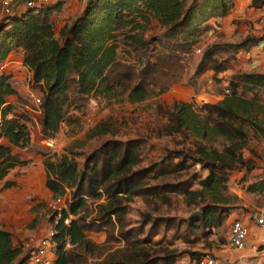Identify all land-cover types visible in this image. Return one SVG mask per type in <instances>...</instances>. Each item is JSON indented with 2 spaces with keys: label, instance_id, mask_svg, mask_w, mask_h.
I'll return each instance as SVG.
<instances>
[{
  "label": "trees",
  "instance_id": "obj_1",
  "mask_svg": "<svg viewBox=\"0 0 264 264\" xmlns=\"http://www.w3.org/2000/svg\"><path fill=\"white\" fill-rule=\"evenodd\" d=\"M236 0H87L82 11L67 20L56 32L55 15L64 0L24 9L0 20V64L11 52H19L29 77L28 86L39 93L38 121L13 85L12 74L0 70V181L16 167L28 165L13 148L33 146L31 127L37 122L42 139H55L62 126H78L91 98L137 104L166 93L181 82L183 60L201 44L210 29L211 18L229 15ZM264 0H252L260 7ZM153 28L156 31L149 33ZM255 44V43H254ZM239 44L236 50L243 47ZM219 46H206L195 74H214L228 69L217 58ZM228 93L214 102L174 100L168 108L157 103L166 121L157 134L190 139L194 150L190 160L204 175L195 182L148 185L183 170L186 159L171 150L147 166L142 161L140 138L107 140L87 154L81 167L71 151L62 154L41 152L45 170L44 187L56 198L69 195L68 212L75 216L68 227L59 224L54 237L52 264H86L102 246L87 238L86 231L115 232L128 241L124 230L126 202L133 197L165 198L183 193L200 206L190 221L207 234L218 228L237 207V196L228 193L231 172H250L257 165L243 150L251 138L264 140V72H236L228 80ZM11 98H15L12 100ZM21 104V108L19 105ZM109 119L100 120L91 136L109 134ZM254 152V151H253ZM178 153V154H177ZM180 157L178 161L174 158ZM197 157V158H195ZM18 185L4 180L1 189ZM248 193H264V174L248 182ZM88 200L96 203V217L89 216ZM101 200V201H100ZM70 235L73 246L64 248L63 236ZM24 253V256L21 257ZM209 253V252H208ZM203 253L191 254L199 264ZM29 256L21 243L15 244L10 231L0 228V264H24ZM21 257V258H20ZM20 259V260H19ZM101 264H114L104 260ZM137 264V262H136ZM144 264V263H142ZM149 264H174V258H158Z\"/></svg>",
  "mask_w": 264,
  "mask_h": 264
},
{
  "label": "rangeland",
  "instance_id": "obj_2",
  "mask_svg": "<svg viewBox=\"0 0 264 264\" xmlns=\"http://www.w3.org/2000/svg\"><path fill=\"white\" fill-rule=\"evenodd\" d=\"M191 1L187 0L188 3ZM86 2L87 0H64L61 11L54 18L56 32L67 20L75 18ZM251 2L252 0H236L229 15L209 20L210 29L204 33L201 44L197 46L201 49L200 53L194 51L193 54L185 57L181 82L172 86L161 96L137 104L91 98L80 124L73 127L63 125L52 143L42 139L37 129V122L32 125L31 140L34 143L27 153L33 158L37 156L41 158L35 161L32 159V163L30 162L32 168H26L17 174L20 179V188L30 186L31 202L29 221L19 228L13 227L15 244L27 243L29 246L26 248L28 250H25L27 253L29 248L48 232L52 224V214L48 210V203L54 197L44 187L45 174L36 170L39 165H42L41 152L62 154L64 150L71 151L81 167L85 156L107 140L140 138L143 141L140 166L159 162L163 158L170 160L173 158L169 157L173 156L171 150L179 151L178 156L186 159L183 170L167 174L163 178H149L148 185L178 183L186 180L189 185H192L190 188L196 187L195 182L204 175V171L199 164H194V161L190 160L194 150L193 142L190 139H182L180 135L172 138L157 134L156 128L166 119L160 115L164 109L158 110L156 106L160 103L163 108H168L174 100L197 102V104L214 102L227 89L228 80L232 74L242 71L264 72V4L253 7ZM4 17L7 16L2 13L0 7V20ZM155 31L156 28H153L149 33ZM212 44L219 46L217 58L227 60L228 69L217 74L206 70L196 75V66L203 50ZM239 44L244 46L236 50ZM12 72L10 73L13 75ZM15 72L19 74L16 78L12 76L13 85L23 101L30 106L32 115L38 121L40 113L34 105L31 94L39 97V93L29 88L27 81L29 73L20 72V69ZM11 99L15 100V98ZM107 118L112 126L110 133L92 137L91 134L97 123ZM243 154L246 158H253L257 168L250 172L244 170L231 172L228 193L237 196V207L221 226L213 228L211 233L207 234L198 227V223L191 222V215L198 212L200 206L189 202L188 197L183 193H168L165 198L133 197L126 202L123 222L124 230H127L129 235L128 241L118 239L116 232L108 238L105 230L86 231L87 238L102 246L101 252L89 256L86 264H101L104 260L114 264H136V262L149 264L153 260L165 257L174 258V264H193L190 259L191 254L196 252L205 254L215 246L224 243L228 245V228L231 220L242 219L248 213L264 208V193L259 195L245 190L248 182L253 181L257 175L264 174V140L251 138ZM180 157L174 158V161H178ZM95 204L88 200L87 221H92L96 217ZM72 218L76 217L72 216ZM23 256L24 253L21 257ZM14 264L20 263L16 261Z\"/></svg>",
  "mask_w": 264,
  "mask_h": 264
},
{
  "label": "built area",
  "instance_id": "obj_3",
  "mask_svg": "<svg viewBox=\"0 0 264 264\" xmlns=\"http://www.w3.org/2000/svg\"><path fill=\"white\" fill-rule=\"evenodd\" d=\"M59 0H1V11L4 15L9 16L15 12H19L29 7H35L41 4L52 3ZM196 53H200L201 49L199 47L194 50ZM228 93V90H225ZM34 105L38 107L40 104L39 97H34ZM53 139L44 140L45 142L52 143ZM43 141V142H44ZM68 202L69 195L65 194L53 198L52 201L48 203V210L52 214V224L48 232L40 237L33 246L29 248V256L26 264H52L55 258L56 241L54 239L57 233V226L62 224L68 227L73 220L72 215L68 212ZM74 217V216H73ZM250 219L258 227L260 232L264 234V211L259 210L250 214ZM249 228L241 219H233L229 223L228 228V244L236 250H243L248 247L251 251L255 252L258 256L264 258V239L262 242H255L248 244ZM63 246L64 248H71L73 246L72 239L70 235L63 236ZM22 249H26L28 244L21 242ZM199 264H217L216 259L210 253H205Z\"/></svg>",
  "mask_w": 264,
  "mask_h": 264
},
{
  "label": "crops",
  "instance_id": "obj_4",
  "mask_svg": "<svg viewBox=\"0 0 264 264\" xmlns=\"http://www.w3.org/2000/svg\"><path fill=\"white\" fill-rule=\"evenodd\" d=\"M0 69L4 71L10 70L8 73L13 71V78H16L17 74H19L15 72L17 69H20V72H26L28 74L26 67L22 64L20 53L16 51L11 52L8 55V57L1 63ZM37 129L39 132L38 125ZM31 141L34 143L33 140ZM0 143H6V141L2 139L0 140ZM27 151L28 150L13 148V152L18 153L24 159H29L31 161L33 159L35 161L41 158L40 156H37V159L33 158L32 155L27 153ZM31 163L23 167H16L12 169L8 176L4 179H17L18 185L16 187L1 189L4 180L0 181V228L10 231L12 235L13 227L16 226L15 228H19L29 221V209L31 202L30 186L27 185L23 188H20V179L18 178L17 174L24 171L26 168L31 169ZM36 170L42 171L45 174L43 164L39 165ZM260 210L264 211V208ZM241 220H243V222L249 228L250 234L248 236V244L252 243L253 241L262 242L264 239V234L260 232L258 227L250 219V214L248 213ZM209 253L214 256L217 264H264V258L258 256L248 247L243 250H236L231 248L229 244L227 245V243H224L222 245L213 247Z\"/></svg>",
  "mask_w": 264,
  "mask_h": 264
}]
</instances>
